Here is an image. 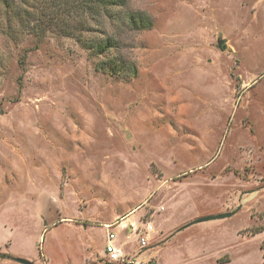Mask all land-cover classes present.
<instances>
[{"label": "rangeland", "instance_id": "obj_1", "mask_svg": "<svg viewBox=\"0 0 264 264\" xmlns=\"http://www.w3.org/2000/svg\"><path fill=\"white\" fill-rule=\"evenodd\" d=\"M83 6L0 0V264H264V0Z\"/></svg>", "mask_w": 264, "mask_h": 264}, {"label": "trees", "instance_id": "obj_2", "mask_svg": "<svg viewBox=\"0 0 264 264\" xmlns=\"http://www.w3.org/2000/svg\"><path fill=\"white\" fill-rule=\"evenodd\" d=\"M84 2L83 7H98L105 10L107 6H114L118 3L119 0H82ZM129 23H131L135 30H142L148 27L147 20L144 18V16L140 15H132L129 17ZM112 42L110 41V38H105L98 40L94 45L91 44L90 48L94 51L96 55H101L105 53L106 50H108L112 46ZM23 62L22 60L20 63ZM256 230L255 232H257ZM260 248L262 251V257L264 258V243L261 244Z\"/></svg>", "mask_w": 264, "mask_h": 264}, {"label": "built area", "instance_id": "obj_3", "mask_svg": "<svg viewBox=\"0 0 264 264\" xmlns=\"http://www.w3.org/2000/svg\"><path fill=\"white\" fill-rule=\"evenodd\" d=\"M145 232H148L152 229V226L149 223H146L144 228ZM140 247L143 248L146 245V240L144 236L139 238ZM104 253L106 259L110 263L115 264H147L138 260L134 255L124 253L120 247L115 243L114 233L109 232L107 234L106 242L104 245Z\"/></svg>", "mask_w": 264, "mask_h": 264}, {"label": "water", "instance_id": "obj_4", "mask_svg": "<svg viewBox=\"0 0 264 264\" xmlns=\"http://www.w3.org/2000/svg\"><path fill=\"white\" fill-rule=\"evenodd\" d=\"M220 48L221 49H225L226 48L225 44L224 43H220ZM233 213L234 212H228V213H222V214H219V215H216V216L198 218V219L193 220L191 223L198 222V221H202V220H206V219H209V218H223V217H228V216H231ZM14 259L17 262L22 263V264H32L30 261H28V260H26L24 258H21V257H15Z\"/></svg>", "mask_w": 264, "mask_h": 264}, {"label": "crops", "instance_id": "obj_5", "mask_svg": "<svg viewBox=\"0 0 264 264\" xmlns=\"http://www.w3.org/2000/svg\"><path fill=\"white\" fill-rule=\"evenodd\" d=\"M108 223H109V222H108ZM108 223H107V222H104V223H103V224H104L103 226L106 227V228H109V226H105V225H107ZM145 224H146V223H145ZM109 232H111V231H109ZM109 232H106V235H105L106 238H107V234H108ZM113 233H114V232H113ZM106 238H105V239H106ZM114 238H115V243H116V234H114ZM105 242H106V240H105ZM104 245H105V243H104ZM104 245H103L102 250H101L103 255H105V254H104ZM116 245H117L118 247H120L121 250L124 252V250L122 249L121 246H119L117 243H116ZM146 245H147V244H146ZM146 245H145V246H146ZM145 246H144V247H145ZM139 247H140V246H139ZM140 248H141V247H140ZM124 253H126V252H124ZM127 253H128V252H127ZM129 253H130V252H129ZM131 255L136 256L135 254H131Z\"/></svg>", "mask_w": 264, "mask_h": 264}]
</instances>
